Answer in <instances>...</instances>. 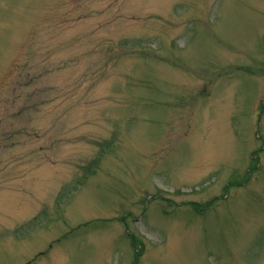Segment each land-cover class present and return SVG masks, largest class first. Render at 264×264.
Masks as SVG:
<instances>
[{"label":"rangeland","instance_id":"rangeland-1","mask_svg":"<svg viewBox=\"0 0 264 264\" xmlns=\"http://www.w3.org/2000/svg\"><path fill=\"white\" fill-rule=\"evenodd\" d=\"M0 264H264V0H0Z\"/></svg>","mask_w":264,"mask_h":264}]
</instances>
